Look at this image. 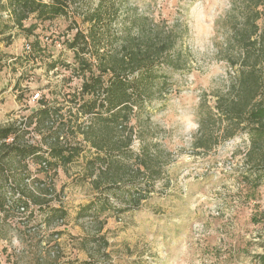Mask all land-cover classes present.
Here are the masks:
<instances>
[{"label":"rangeland","instance_id":"1","mask_svg":"<svg viewBox=\"0 0 264 264\" xmlns=\"http://www.w3.org/2000/svg\"><path fill=\"white\" fill-rule=\"evenodd\" d=\"M239 1L125 0V7L148 17L153 29L161 30L160 38H174L176 54L184 61L173 74V92L151 107L153 125L148 138L166 152L164 175L138 208L124 214L110 212L95 222L76 220L78 206L97 193L90 179H81L87 174L84 168L72 165L55 177L51 172L48 178L38 174L45 178V188L54 190L51 204L64 206L68 220L53 226L25 225L19 214L0 222V264H67L90 259L93 264H263L264 180L256 185L262 173L257 164L261 149L251 156L250 139L241 131L209 152L193 146L201 104L214 106L219 96H227L236 74L237 67L229 58L227 17ZM4 4L6 0H1L0 15L11 28L0 35V126L7 118L20 121L35 110V93L53 99L58 88L76 89L82 82L61 65L48 69L56 59L75 62L64 44L66 35L76 32H67L71 21L59 17L43 23L31 17L23 29L41 26L29 36L13 26ZM121 16L119 33L125 20ZM27 43L41 52L27 55ZM26 139L40 142L34 134ZM133 149H139L137 140ZM29 162L31 173L37 175L38 167ZM91 237H98L97 242L90 241Z\"/></svg>","mask_w":264,"mask_h":264},{"label":"trees","instance_id":"2","mask_svg":"<svg viewBox=\"0 0 264 264\" xmlns=\"http://www.w3.org/2000/svg\"><path fill=\"white\" fill-rule=\"evenodd\" d=\"M89 2L6 0L3 5L13 26L29 36L37 28L23 29L31 17L43 23L69 19L68 34L76 32L66 35L64 44L75 62L56 59L48 69L61 65L82 82L76 89L58 88L53 99L41 98L38 107L20 121L0 126L1 223L19 214L25 225L67 222L65 207L51 204L54 190L45 188V178L72 165L85 169L87 174L81 179H90L97 192L78 206L77 221L98 222L110 212L124 214L138 208L164 175L166 152L148 138L153 125L151 107L173 92V74L184 65L182 56L176 54L174 38H160L161 30L153 29L148 17L125 7V0ZM120 15L125 19L121 33L117 30ZM227 18L231 24L229 58L237 67L236 74L227 96H219L214 106L201 104L193 146L209 152L238 132L247 133L250 155L261 149L257 164L262 173L256 183L260 186L264 180V0H240ZM10 28L0 15V35ZM33 48L34 56L41 52L36 45ZM32 134L40 138L38 144L26 139ZM136 140L138 151L133 149ZM29 161L38 167L37 175L31 173ZM41 173L45 178L38 177ZM90 239L95 243L98 237Z\"/></svg>","mask_w":264,"mask_h":264},{"label":"built area","instance_id":"3","mask_svg":"<svg viewBox=\"0 0 264 264\" xmlns=\"http://www.w3.org/2000/svg\"><path fill=\"white\" fill-rule=\"evenodd\" d=\"M48 39H46V41H47ZM41 42H42V44H41V46H42V48L44 47L45 48V37H42L41 38ZM59 47H61V45L59 44ZM25 51H26V54L27 55H29V56H34V48H33V45H31L30 43H27L26 44V46H25ZM42 97H41V93H39V92H37V93H35L33 96H32V101L33 102H38L40 99H41ZM15 120L14 119H11V118H7V120L6 121H4V124H3V126H6V125H8V124H11V123H13ZM13 139L12 138H10L9 140H8V142H11Z\"/></svg>","mask_w":264,"mask_h":264},{"label":"crops","instance_id":"4","mask_svg":"<svg viewBox=\"0 0 264 264\" xmlns=\"http://www.w3.org/2000/svg\"><path fill=\"white\" fill-rule=\"evenodd\" d=\"M40 26H41V23H38V24H37V28H36V30H35V32H34V33H37V32H38V30H39ZM41 44H42V42H41ZM42 45H43V44H42ZM43 52H45V51H43ZM106 215H107V214H106Z\"/></svg>","mask_w":264,"mask_h":264}]
</instances>
